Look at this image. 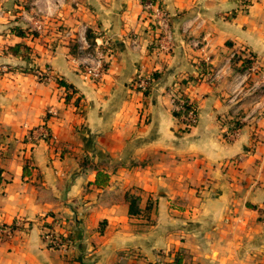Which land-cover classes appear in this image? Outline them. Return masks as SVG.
<instances>
[{"label":"crops","instance_id":"obj_1","mask_svg":"<svg viewBox=\"0 0 264 264\" xmlns=\"http://www.w3.org/2000/svg\"><path fill=\"white\" fill-rule=\"evenodd\" d=\"M159 2L167 52L142 0H0V264H264V0ZM81 37L107 42L98 80ZM181 93L188 132L172 116ZM40 126L51 140L31 148ZM44 224L69 246L48 248Z\"/></svg>","mask_w":264,"mask_h":264},{"label":"built area","instance_id":"obj_2","mask_svg":"<svg viewBox=\"0 0 264 264\" xmlns=\"http://www.w3.org/2000/svg\"><path fill=\"white\" fill-rule=\"evenodd\" d=\"M250 3L251 0H241V5L243 8L247 7ZM142 7L143 12L147 15L149 25L153 28L154 34L156 35V50L158 52H167L170 48L171 33L168 26V16L165 10L161 7L159 0H146L142 3ZM37 30H40L39 25H37ZM106 47L107 42L100 47H92L91 45L87 44L84 38H79L78 49L80 51H86L83 61L84 66L82 73L90 80H98L103 72L104 59L105 56L109 53V50ZM245 55H243L244 58L252 60V56L249 53ZM232 56L233 59L236 57L234 54ZM204 75H206L207 77L210 76L211 71L209 73L206 72ZM35 77L38 81L44 84H49L54 81L53 76L48 71L37 72L35 74ZM152 80L153 79L151 76H139L135 81V86L140 92H142L144 90H147L148 86L151 85ZM178 97H173L175 110L180 108V105L176 104ZM190 104V111H188L186 115L178 120L182 124L184 129H191L195 125L197 120L196 106L192 102H190ZM237 134L238 129H232L230 131L227 130V132H225V137L232 140L237 136ZM49 140H51V136L43 126H40L27 135L25 142L32 148L38 142H46ZM4 148V144L0 143V154ZM1 232L3 231L0 230V234ZM50 234L51 235L46 237L47 242L57 247V250H64L65 247H67V245L65 243H62L61 239L59 238V234H62V236H66V233H57L52 230Z\"/></svg>","mask_w":264,"mask_h":264},{"label":"trees","instance_id":"obj_3","mask_svg":"<svg viewBox=\"0 0 264 264\" xmlns=\"http://www.w3.org/2000/svg\"><path fill=\"white\" fill-rule=\"evenodd\" d=\"M145 1L146 0H142V2H145ZM16 33L19 34V35H22L18 31H16ZM29 33L30 34H33V35H36V33L33 32V31H30ZM89 34H90V32L87 31L86 32L87 38L89 37ZM19 49H20L19 46H15V47L9 48L8 50L12 54H17V52L19 51ZM23 58L25 60H28V57L26 55H23ZM188 80L182 81L181 83L186 85ZM58 84H59V86H62V87L65 88V91H66V94H65V102H69L70 99H71V95H72L71 93L72 92L69 93L68 91L71 89V86H69L68 84H66L65 82H62V81H58ZM149 88H150V86H148L147 90L142 91V93L144 95H148ZM74 104L75 105L78 104V98L74 100ZM176 104L177 105H180V108L177 109V110L174 109L172 111V116L176 120H179L184 115H186V113L188 111H190L191 104H190V101L187 99V97L184 94H182V93L179 95V97H178V99L176 101ZM237 124H234L233 127L238 126ZM190 130L191 129H184V128H182V131H185V132H188ZM47 142H49V141H47ZM26 169H27V166H24V168H23L24 173H26ZM108 182H109V176L106 173L101 172V171H98L96 173L95 180H94V185L97 188L105 187L108 184ZM128 203H129V206H128V210H129L128 213H129V215H133V216L136 215L138 213V206H139V203H140L139 197L138 196H132L131 198H129ZM43 228L45 229V232L43 234V239H44V241L47 242L46 237L49 236V235H51L50 233L52 231L51 230L52 226L50 224H44L43 225ZM59 238L61 239V242L62 243H65L67 246H69V244L73 240V237L71 236V234H67L66 236H62V234H59ZM47 247L50 248L51 250H57V247L53 246L49 242H47ZM180 263H181V260L180 259L175 260V264H180Z\"/></svg>","mask_w":264,"mask_h":264},{"label":"rangeland","instance_id":"obj_4","mask_svg":"<svg viewBox=\"0 0 264 264\" xmlns=\"http://www.w3.org/2000/svg\"><path fill=\"white\" fill-rule=\"evenodd\" d=\"M245 56H246V55H245ZM239 57L241 58V56H240V55H239ZM235 59H236V58H235ZM243 65H244V64H243ZM239 70H240V69H239ZM241 70H242V69H241ZM241 70H240V71H241ZM261 210H264V208H263V209H261Z\"/></svg>","mask_w":264,"mask_h":264}]
</instances>
